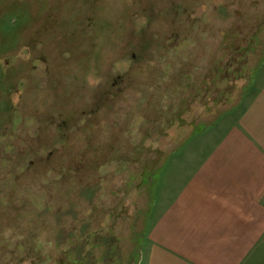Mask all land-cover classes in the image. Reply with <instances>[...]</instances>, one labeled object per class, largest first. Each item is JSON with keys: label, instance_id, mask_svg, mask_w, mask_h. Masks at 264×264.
Returning a JSON list of instances; mask_svg holds the SVG:
<instances>
[{"label": "rangeland", "instance_id": "rangeland-1", "mask_svg": "<svg viewBox=\"0 0 264 264\" xmlns=\"http://www.w3.org/2000/svg\"><path fill=\"white\" fill-rule=\"evenodd\" d=\"M261 100L264 0H0V264H140L168 160Z\"/></svg>", "mask_w": 264, "mask_h": 264}, {"label": "crops", "instance_id": "crops-1", "mask_svg": "<svg viewBox=\"0 0 264 264\" xmlns=\"http://www.w3.org/2000/svg\"><path fill=\"white\" fill-rule=\"evenodd\" d=\"M261 101L251 119L264 110ZM250 118L230 126L202 156L204 144L188 143L168 160L140 264H236L230 246L254 245L252 229L264 221V125ZM192 149L198 155L186 158Z\"/></svg>", "mask_w": 264, "mask_h": 264}]
</instances>
